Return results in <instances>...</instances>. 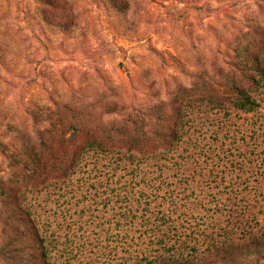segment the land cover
<instances>
[{
	"label": "rangeland",
	"instance_id": "374dc122",
	"mask_svg": "<svg viewBox=\"0 0 264 264\" xmlns=\"http://www.w3.org/2000/svg\"><path fill=\"white\" fill-rule=\"evenodd\" d=\"M250 39L264 44V0H0V137L9 145L0 178L22 196L18 224L34 222L50 243L51 264H148L158 255L264 264V247L244 251L264 231L263 90L249 112L195 105L178 121L180 137L165 143L81 135L80 145L104 150L87 151L63 180L48 165L28 178L6 157L22 148L10 135L19 125L36 142L59 119L57 102L99 107V94L115 106L107 121L119 120V107L149 114L159 105L165 127L177 128L176 87L219 82L235 42ZM56 135L51 128L59 153ZM5 239L0 222V264H18Z\"/></svg>",
	"mask_w": 264,
	"mask_h": 264
},
{
	"label": "trees",
	"instance_id": "16d2710c",
	"mask_svg": "<svg viewBox=\"0 0 264 264\" xmlns=\"http://www.w3.org/2000/svg\"><path fill=\"white\" fill-rule=\"evenodd\" d=\"M262 49H264V44H257L251 39L247 43L237 41L233 47L235 63L230 64L226 71H218V73H223L219 82L202 80L188 87L177 86L176 92L169 102L170 105H176L178 110L174 118L177 120V128L174 126L172 128L165 127L164 123L168 121V117L159 115V109L163 108L159 105H156L149 114L138 109L127 111L125 106L119 107L115 111L121 113L125 110V113L120 114L119 120L110 119L107 121L103 118V114L114 112L115 106L111 101L104 99L105 94H99V100L102 103H100L101 109L98 111L95 110L99 107L90 102H80L79 99L57 102L59 119L56 124L50 119L49 127L38 131L36 142L32 141L29 131L21 126L22 124L10 132V135L19 141L22 148L19 149V152L4 154L10 161L8 166L17 171L28 172L29 178L35 175L38 167L48 165L49 171L56 172L58 180H63L75 170L87 151L96 147L101 151L104 150L102 144L95 141L88 140L80 145L78 137L81 135L92 134L100 130L105 132L108 137H130L127 139L129 146H134V144H138V141L144 139L165 143L180 137L182 131L179 133V130L183 127L181 122H184V115L195 105L199 106V104L205 103L211 109H223L225 103H230V106L238 110L253 111L259 105L254 92L264 91ZM109 91L111 90L109 89ZM38 111L40 110L36 107L27 108L26 114H30L33 118L35 114L36 117L39 116ZM46 121L48 120L46 119ZM53 127L57 134L58 146L61 147L59 153L53 152L50 143L49 134ZM7 130L11 131L10 127H7L5 132ZM3 137H0L2 153L6 152L9 146L4 142ZM41 149L50 155L48 159L40 158L39 151ZM16 155L21 157L17 161L15 160L17 159ZM12 176L13 172H11ZM3 180L0 178V222H2V232L6 235V239L13 243L12 253H15L17 263L51 264L50 243L46 240L45 235L37 234V227L31 226L35 225L32 220L33 223L27 224L25 228L18 224L23 221L22 215H25L22 211L25 208L23 209L20 205L22 196L13 195L12 188L3 184ZM25 213L30 216L28 210ZM263 247L264 231L260 232L258 236L252 235L248 247L244 251L247 254L258 253ZM175 259L173 255H158L147 262L148 264H175ZM190 262L191 260H187L186 264Z\"/></svg>",
	"mask_w": 264,
	"mask_h": 264
}]
</instances>
